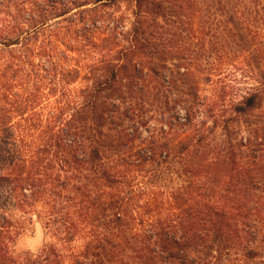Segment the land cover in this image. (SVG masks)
Listing matches in <instances>:
<instances>
[{
  "label": "trees",
  "instance_id": "trees-1",
  "mask_svg": "<svg viewBox=\"0 0 264 264\" xmlns=\"http://www.w3.org/2000/svg\"><path fill=\"white\" fill-rule=\"evenodd\" d=\"M0 264H264V0H0Z\"/></svg>",
  "mask_w": 264,
  "mask_h": 264
},
{
  "label": "rangeland",
  "instance_id": "rangeland-1",
  "mask_svg": "<svg viewBox=\"0 0 264 264\" xmlns=\"http://www.w3.org/2000/svg\"><path fill=\"white\" fill-rule=\"evenodd\" d=\"M42 231L36 226L33 236H24L19 239L17 246L19 249H30L35 250L41 243Z\"/></svg>",
  "mask_w": 264,
  "mask_h": 264
}]
</instances>
